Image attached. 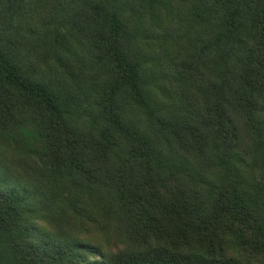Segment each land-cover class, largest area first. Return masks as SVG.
<instances>
[{
  "label": "trees",
  "instance_id": "obj_1",
  "mask_svg": "<svg viewBox=\"0 0 264 264\" xmlns=\"http://www.w3.org/2000/svg\"><path fill=\"white\" fill-rule=\"evenodd\" d=\"M0 172V264H264V0H0Z\"/></svg>",
  "mask_w": 264,
  "mask_h": 264
},
{
  "label": "rangeland",
  "instance_id": "obj_2",
  "mask_svg": "<svg viewBox=\"0 0 264 264\" xmlns=\"http://www.w3.org/2000/svg\"><path fill=\"white\" fill-rule=\"evenodd\" d=\"M0 179H1L2 181L6 180V179H5V176H4V174H3L2 172H0ZM20 191H21V190H20ZM28 201H29V202H32V201H33V198H32V196H31L30 194H28Z\"/></svg>",
  "mask_w": 264,
  "mask_h": 264
}]
</instances>
